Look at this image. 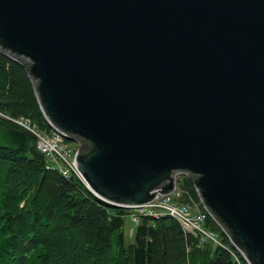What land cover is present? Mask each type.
<instances>
[{"label": "water", "instance_id": "obj_1", "mask_svg": "<svg viewBox=\"0 0 264 264\" xmlns=\"http://www.w3.org/2000/svg\"><path fill=\"white\" fill-rule=\"evenodd\" d=\"M0 52L93 195L148 204L181 174L264 264V0H0ZM24 143L0 126V148Z\"/></svg>", "mask_w": 264, "mask_h": 264}, {"label": "trees", "instance_id": "obj_2", "mask_svg": "<svg viewBox=\"0 0 264 264\" xmlns=\"http://www.w3.org/2000/svg\"><path fill=\"white\" fill-rule=\"evenodd\" d=\"M0 111L48 128L23 66L1 52ZM23 133L20 150L0 148V264H247L210 216L218 246L200 245L169 216L139 218L127 241L130 209L105 203L77 178L46 171L34 138ZM182 186L179 201L203 210L186 177Z\"/></svg>", "mask_w": 264, "mask_h": 264}, {"label": "built area", "instance_id": "obj_3", "mask_svg": "<svg viewBox=\"0 0 264 264\" xmlns=\"http://www.w3.org/2000/svg\"><path fill=\"white\" fill-rule=\"evenodd\" d=\"M0 122L11 124L16 129L29 133L34 138L36 149L44 157L46 171L58 173L65 179L77 178L84 184V180L75 165L77 144L73 142L74 147H71L68 144L69 140L57 130L50 127L42 128L24 116H12L0 111ZM180 195L176 185L169 195L158 194L148 204L129 208L130 222L134 226L138 224L141 217L158 219L169 216L179 224L185 234L196 238L200 245H221L217 234L207 226L208 212L204 208L202 210L194 202L179 201Z\"/></svg>", "mask_w": 264, "mask_h": 264}, {"label": "rangeland", "instance_id": "obj_4", "mask_svg": "<svg viewBox=\"0 0 264 264\" xmlns=\"http://www.w3.org/2000/svg\"><path fill=\"white\" fill-rule=\"evenodd\" d=\"M71 147H74V143L72 141H69L68 143ZM183 175L179 174L176 178V185L178 190L180 191V194H182V192L184 191V187L182 186L183 183ZM125 236H126V240L130 241L132 239V234H133V225L130 222L129 218L126 219L125 221ZM209 228V227H208ZM210 229V228H209ZM211 230V229H210ZM216 234L218 235V233L216 232ZM219 237V236H217ZM220 239V237L218 238Z\"/></svg>", "mask_w": 264, "mask_h": 264}]
</instances>
